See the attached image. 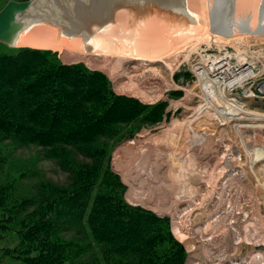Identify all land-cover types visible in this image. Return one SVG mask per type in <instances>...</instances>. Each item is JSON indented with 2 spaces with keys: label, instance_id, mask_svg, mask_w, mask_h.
<instances>
[{
  "label": "rangeland",
  "instance_id": "rangeland-1",
  "mask_svg": "<svg viewBox=\"0 0 264 264\" xmlns=\"http://www.w3.org/2000/svg\"><path fill=\"white\" fill-rule=\"evenodd\" d=\"M7 1L9 0H0V9ZM219 36L221 35L215 36L213 34L212 40L214 39L215 42H211L209 36H202L198 44L186 45L183 54H187V56H181V60L179 58V61L176 62L172 80L169 81V78H167L166 83L161 82L158 87L159 91L155 93L156 98L151 100L121 92L117 89L112 79L111 71H109V67L111 69L113 65L115 66V61L108 62L105 68L103 66L99 67L97 64L87 63L83 59L65 60L54 49L28 47L48 52L49 60L47 61H51L48 63H52L55 60L63 64L81 63L85 69L100 71L107 81L106 86L110 87L114 95H124L138 101L135 103L131 102L132 100L123 99L138 108L143 117L136 122L134 120L140 115L135 117L134 120H121L112 124L105 135L97 138L95 150L93 151H85V146L83 145L62 146L60 144L26 143L17 139L6 138L5 135L0 133V219L3 220L0 226V264H41L43 261L44 263H50L53 260L55 263L51 262L52 264H131L132 260L139 258L140 255L144 256L145 259L152 255L153 260H156L155 253L158 250L159 252L168 250L172 253L174 245H177V243L181 245L186 253L185 264H194L193 262L196 259L191 261L189 250L183 240L179 239L174 233L173 225L180 223L181 229L187 231L190 228V224L187 222L188 218L192 219L195 214L200 212L203 217L200 216L201 219L196 221L195 226L203 227L206 225L208 218L212 217L214 221L215 218L213 217L220 213L216 212L218 210L216 207L210 206L212 201L207 203L208 207H205L206 202L197 205V202L205 195L203 189V191L198 189L195 192L196 194H192L190 197L193 199L191 200L188 198V200L180 202L182 198H179L180 200L172 202L174 204L171 203L173 200L172 191L182 185L183 181H175L169 173V161L166 158V152L170 147L168 148L165 143L167 137L162 139L164 143L155 139L169 128L172 120L187 119L194 112L196 106L206 101L203 99L204 95L200 80L193 69L195 62H202V58H206L211 54L229 55L231 53L232 55L230 54L229 56L231 61L234 62L241 60V58L242 60L247 59L251 55V57L253 56L254 69H257L258 72L260 71V76L257 77V80L249 83L251 87L255 86L264 76V33L256 36L255 34L243 33L237 36ZM234 38L235 41H233ZM19 46L13 47L0 40V55L13 54L16 52L15 48ZM156 65L160 66V63ZM125 66L127 65L125 64ZM162 72H166L165 69ZM249 84H246V86ZM145 86L147 87V85ZM206 86L208 87V85ZM189 89H193L194 92L192 91L193 95L190 94V97L186 99L185 95ZM212 89L216 93L218 92L219 95L221 93L224 95L225 93L228 97H234V103L240 104L244 109L264 113V98L253 97L251 99L246 97L245 94H242V86L238 85L231 92H228L227 89L223 92L220 89ZM228 93H231V95H227ZM250 96L252 95L250 94ZM204 98L206 99V97ZM153 106L155 109H152ZM214 121L217 122L218 118L215 117ZM246 123L250 122L247 121ZM228 124H230V128L223 131L221 140L225 139V143L233 145L232 149L237 150L234 151L233 155L234 160L236 159L235 168L239 172L244 170V173L241 177L237 174L236 176L239 178L227 180L226 185L232 188L229 192L230 195L227 196L228 194H226L225 205H229L227 199L231 198V205H235L239 211L241 209L245 211L247 218L245 222H241L242 233L240 235H237L235 230L232 231L229 226H226V223L233 218H231L232 214L227 217L226 222H220L222 225L219 223V225L212 227L211 222V229H208L211 231L209 233L206 231L205 233V240L210 243L209 248L207 247L205 251L199 249L197 250L198 252L194 249L195 255L193 257L200 256V253L202 258L214 257L217 255L216 251L222 250L221 241L227 238L226 240L229 244L226 243L223 246V251L230 255L234 250H237L236 254L243 257H245L246 253L250 261L253 251L261 252L262 250L264 252V170L260 171L264 169V126L252 125L251 127H237L236 129L231 127V123ZM226 125H220V128ZM239 130H241V133ZM245 134L248 137L244 136ZM249 136L251 138L254 137L255 141L253 139H250L251 141L248 140ZM214 137L212 143L205 136L199 143L195 144V147L201 145L202 150L206 151V154H212L211 164L206 167L209 172L215 167L216 162L221 161L219 157L224 151H222L223 148L220 151L218 150L220 136H218L217 132ZM129 145L133 150L128 149ZM225 148L228 149V147ZM119 152L124 154L122 155ZM245 153H247L246 158ZM198 155L200 156V153H197L196 156ZM238 156L242 159L237 158ZM249 163H254V166L251 167L252 170ZM257 163H263L261 169L257 168L261 167ZM221 165L223 163H219L215 174L220 170ZM156 168L159 172V179L151 177L152 175L155 176ZM255 168L256 170H254ZM152 169H155L154 172ZM258 170L259 172H257ZM176 172L178 171L175 170ZM256 172L257 174H255ZM206 174L207 179L201 180L204 185L208 184L206 181L209 179V174H207L208 176ZM146 177L155 180H149ZM213 179H215V176ZM192 181L197 182L198 180L193 179ZM225 181L218 179V184L223 185ZM131 182L134 184L132 190H130ZM76 189L84 190V192L78 193L79 196L85 198L86 203L82 202L84 206L77 210H75L77 201L73 200V197H78ZM129 191H133L131 195ZM163 193L166 194L164 195ZM131 197H138L139 200L141 198L152 199L149 200L152 205L135 202ZM77 199L81 201L82 197ZM123 199L132 205H140L143 209L148 212L151 211L157 216L166 217L167 227H164L169 235L171 234L170 237L168 236L163 241H158L157 235H162L163 233L156 229L151 235L152 238L148 240L149 243L145 244L137 255L120 254L114 247L104 242L94 241L91 237L92 228L89 225V212L94 210L95 203L98 201V211L103 212L106 209L110 211V205L115 208L123 205ZM63 200L66 201V204L72 203L68 205L71 214L75 211L78 212L75 213L77 215L73 218L67 217L66 208L63 214L67 219L64 215H61L59 220L63 222L57 223V206ZM232 200L234 201L232 202ZM193 206H196V208L194 207L192 211L188 210ZM188 211L191 213L189 212L190 215L187 218L186 212ZM80 214L82 215L81 222H74V219L78 218ZM91 214L93 218L94 211ZM183 215L186 216L183 217ZM241 215H244V213ZM232 223L234 222L232 221ZM220 234L222 235L219 238ZM242 236L244 237L241 240ZM219 239L221 241L216 243V240ZM205 240L202 241L204 242ZM250 241L253 245L252 248L246 247L245 244ZM213 243L216 244L212 248ZM51 244L53 248L49 247ZM217 244L219 246H216ZM195 246L198 245L196 244ZM212 252L215 253L212 254ZM252 263L260 264L259 260H252ZM208 264L214 263L209 260Z\"/></svg>",
  "mask_w": 264,
  "mask_h": 264
},
{
  "label": "bare ground",
  "instance_id": "bare-ground-1",
  "mask_svg": "<svg viewBox=\"0 0 264 264\" xmlns=\"http://www.w3.org/2000/svg\"><path fill=\"white\" fill-rule=\"evenodd\" d=\"M21 17L24 23L16 35L15 45L54 49L65 60L83 59L87 63L97 64L99 67H105L108 62L115 61V66L113 65L111 69L109 67V71H111L117 89L151 100L156 98L155 93L159 91L158 87L161 82L166 83L167 78L169 81L172 80L176 62L181 56H187V54H183L186 45L198 44L202 36H209L211 42H215L214 39L212 40L213 34L215 36H237L243 33L255 34L256 36L264 33V0H36ZM229 55L211 54L202 58V62L197 61L193 64V69L200 80L203 95L206 97L203 99L206 101L196 106L194 112L192 111L193 113H190L191 115L187 119L172 120L169 128L155 139L162 141L167 137L165 143L168 148L170 147L166 152V158L169 161V173L175 181H183L182 185L172 191L173 200L171 201L170 198L171 203L180 200L179 198H182L180 202H184L188 198L191 200L193 198L190 196L198 189L204 190L205 195L197 202V205L206 202L205 207H208L207 203L212 201L210 206L216 207L218 209L216 212L220 213L213 217L215 218L214 221L209 216L210 219L208 218L205 226H195L196 221H199L203 216L199 212L194 213V218H188L189 212L194 207L196 208L193 206L188 209L190 211L186 212L187 222L190 224L189 230L183 231L180 223L173 225L174 233L183 240L189 250L191 261L196 259L195 256L193 257L195 255L194 249L205 251L207 247L209 248L210 243L205 240V233L211 231L208 230L211 229V222L212 227H214L222 221L226 222L227 217L232 214L231 218L234 219L230 218L231 220L226 223V226L240 235L242 233L241 222H245L247 218L245 211L242 209L239 211L235 205V208L231 205V198L227 199L229 205H225L226 194L229 196L232 188L226 185L227 180L243 176L244 170L239 172L235 168L236 159L234 160L233 155L234 151L237 150L232 149L233 145L225 143V139L221 140V134L230 128L228 123H231V127L236 129L237 127H251L252 125L264 126V122H262L264 121V113L244 109L240 104L234 103V97H228L225 93L219 95L212 89H220L222 92L227 89L228 92H231L238 85H245L244 89L248 87L246 82H251L253 78H256V73L252 74L253 70L250 68L252 66H246L248 58H245L240 68L237 69L235 62L231 61ZM157 63H160V66H157ZM164 69L166 72H162ZM206 85L210 88L208 89ZM192 91L193 89H189L185 95L186 99L190 97ZM250 94L252 93L249 92L248 96ZM227 95H231V93ZM215 117L218 118L217 122L214 121ZM247 121L250 123H246ZM258 121L261 122L255 123ZM223 124L227 125L220 128V125ZM241 130H239L240 133ZM216 132L220 136L218 150L223 148L222 151H224H221L222 155L219 157L221 161L216 162L215 167L209 172L206 167L211 164L212 154H206L201 145L195 147V144L199 143L205 136L210 139L207 141L212 143ZM253 138L249 136L248 140ZM253 141L255 140L253 139ZM128 149L133 150L130 145ZM119 153L122 154V152ZM197 153H200V156H196ZM246 154H244L245 158L247 157ZM237 158L241 157L238 156ZM219 163H223V165L215 174ZM257 164L261 166L257 168L261 169L263 163ZM249 165L251 169L254 163H249ZM175 170L178 172L175 173ZM206 173L209 174V179L206 181L208 184L204 185L201 180L207 179ZM237 174L240 176L237 177ZM154 175L151 177L159 179L157 168ZM193 176L194 178H192ZM214 176L215 179H213ZM146 179L155 180L150 177H146ZM193 179L198 181L193 182ZM218 179L226 181L223 182V185H219ZM130 185V190H132L134 188L133 182ZM131 192L129 191L130 195ZM131 199L145 205H152L149 201L152 199L141 198L139 200L138 197H131ZM243 213L244 215H241ZM196 244L198 246L194 247ZM215 244H212V248L215 247ZM200 256L198 257L200 258Z\"/></svg>",
  "mask_w": 264,
  "mask_h": 264
},
{
  "label": "trees",
  "instance_id": "trees-1",
  "mask_svg": "<svg viewBox=\"0 0 264 264\" xmlns=\"http://www.w3.org/2000/svg\"><path fill=\"white\" fill-rule=\"evenodd\" d=\"M15 51L0 55V133L6 138L43 145H83L85 151H93L97 138L105 135L112 124L134 120L140 115L134 120L136 122L143 117L138 108L124 100L138 101L114 95L100 71L85 69L81 63L63 64L56 60L48 63L51 62L47 61L49 53L41 49L19 46ZM76 191L82 199L78 201V197H73L77 201L75 210L85 203V198L78 193L84 190ZM69 204L64 200L58 204L57 223L63 222L59 217L64 215L66 208L67 217L77 215L78 211L69 212ZM110 206V211L106 208L98 211L97 201L93 218V211L89 212L91 237L114 247L120 254L140 253L156 229L163 233L157 235L158 241L171 235L164 227L166 217L125 201L117 208ZM74 220L80 223L82 215ZM2 221L0 219V226ZM185 255L177 243L172 253L158 250L156 260L152 255L146 259L140 255L131 264H185ZM50 263L43 261L41 264Z\"/></svg>",
  "mask_w": 264,
  "mask_h": 264
},
{
  "label": "built area",
  "instance_id": "built-area-1",
  "mask_svg": "<svg viewBox=\"0 0 264 264\" xmlns=\"http://www.w3.org/2000/svg\"><path fill=\"white\" fill-rule=\"evenodd\" d=\"M252 58H253V56L251 57H249L248 59H247V61H248V63L246 64V66H248V65H250V66H252V67H250L251 68V70H253V73L252 74H254V72L256 73L255 75H256V78H253L252 80L254 81V80H257V77L258 76H260V71L258 72V70L256 69H254V63H253V61H252ZM245 61V59H243V60H237L234 64H235V67L237 68V69H239L240 68V66H241V64L243 63ZM252 63V64H251ZM264 63V62H263ZM239 67V68H238ZM264 71V70H263ZM253 81H251V82H253ZM250 83V81H248V82H246L245 84H249ZM245 85H242V87H244ZM249 92H251L252 94V96H248V94H249ZM242 94L244 95H246L247 97H250L251 99H253V97H259V98H264V76L262 77V79H260V81L256 84V86H253V87H251V85L249 84L248 85V87H245L244 89H243V92H242ZM242 95V96H243ZM243 97H245V96H243ZM251 226V225H250ZM220 236H221V234H220ZM227 238H225V240L224 241H222V243H221V245H222V247H221V249L222 250H218V251H216V253H217V255H215L214 257L213 256H210V257H203V258H201V260H200V258L199 257H196V260H195V262H193L194 264H208V262H209V260L211 261V262H213L214 264H254V263H252V260H259V262H260V264L262 263V264H264V252L261 250V252H259V251H253L252 253H251V256H250V258H251V260L249 261L248 260V258H247V256H246V254L244 255L245 257H243V256H238L236 253H237V250H234V252L231 254L230 253V255L227 253V252H224L223 251V246H225V244L226 243H228L229 244V242L226 240ZM219 242V240H217L216 241V243H218ZM246 244V247H253V245H252V243H251V241L247 244V243H245ZM227 246V245H226ZM242 247V246H241ZM221 251V252H220ZM213 253H215V252H212V254ZM240 253V252H239ZM227 254V255H226ZM258 254V255H257ZM234 258V260H232ZM236 262V263H235ZM250 262V263H249Z\"/></svg>",
  "mask_w": 264,
  "mask_h": 264
},
{
  "label": "water",
  "instance_id": "water-1",
  "mask_svg": "<svg viewBox=\"0 0 264 264\" xmlns=\"http://www.w3.org/2000/svg\"><path fill=\"white\" fill-rule=\"evenodd\" d=\"M36 0H9L0 9V40L15 47V38L23 26L22 15L32 6Z\"/></svg>",
  "mask_w": 264,
  "mask_h": 264
}]
</instances>
